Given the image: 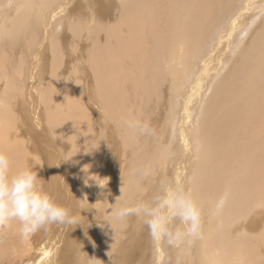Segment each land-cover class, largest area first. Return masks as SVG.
Masks as SVG:
<instances>
[{
	"label": "bare ground",
	"instance_id": "bare-ground-1",
	"mask_svg": "<svg viewBox=\"0 0 264 264\" xmlns=\"http://www.w3.org/2000/svg\"><path fill=\"white\" fill-rule=\"evenodd\" d=\"M72 2L0 0V152L72 208L84 242L69 240L74 225L23 241L13 223L0 229V264H134L146 226L136 216L114 221L111 210L121 187L120 203L132 205L150 201L162 180L190 192L203 236L180 248L153 245L151 264H264V0H75L87 20ZM66 33L78 41L82 77L78 66L62 77ZM45 70L50 101L34 86L33 74ZM30 110L43 150L23 128ZM122 119L146 121L157 134L133 135ZM113 149L124 166L111 188L104 158L112 161Z\"/></svg>",
	"mask_w": 264,
	"mask_h": 264
},
{
	"label": "clouds",
	"instance_id": "clouds-1",
	"mask_svg": "<svg viewBox=\"0 0 264 264\" xmlns=\"http://www.w3.org/2000/svg\"><path fill=\"white\" fill-rule=\"evenodd\" d=\"M121 123L133 135L155 137L157 134L156 129L146 121L122 119ZM143 174L148 176L150 172L146 169ZM40 181L41 178L31 169L13 170L9 155L0 152V229L16 223L19 237L27 241L38 232L48 233L54 226L67 228L78 223L77 217L68 208L41 190ZM120 191L121 195L116 198L111 210L112 220L124 221L129 216L141 219L157 250L165 246L180 248L186 241L190 243L202 239L201 210L190 192L185 191L179 182L162 180L158 192L150 201L132 205L120 203L124 197L123 187ZM226 199L227 193L217 202V210L223 207ZM176 221L182 227L175 226ZM107 224L112 229V223Z\"/></svg>",
	"mask_w": 264,
	"mask_h": 264
},
{
	"label": "rangeland",
	"instance_id": "rangeland-1",
	"mask_svg": "<svg viewBox=\"0 0 264 264\" xmlns=\"http://www.w3.org/2000/svg\"><path fill=\"white\" fill-rule=\"evenodd\" d=\"M100 2H101V7H103V6H107L108 4H107V0H99ZM72 3H73V5H72ZM71 3V10L72 11H74L73 13H78V14H81V15H83V18H85V20H87L90 16H89V14H86V12L83 10V9H79V10H76V7L77 6H79V5H77V4H75V0H73V2ZM77 5V6H76ZM83 10V11H82ZM82 17V16H81ZM68 36H69V38L68 37H66L65 36V42H64V47L62 48V50H63V53H70V60H71V62H65V61H63V64H65V66L67 65V71H66V73H64L63 75H62V77H68V75H67V73H71V72H74L75 73V67L76 66H78V67H80V73H79V76L80 77H82L83 75H84V73L86 72L85 71V69H84V67H83V65H82V62H80V63H76V52H77V46L76 45H74V43H76V44H78V41H74V40H72L71 39V36L68 34V33H66ZM75 49V50H74ZM79 49V48H78ZM29 51H30V48L29 49H27V50H25V52H27L28 54H29ZM52 63V60H50L49 61V63L47 64V67H49V65ZM56 63H59V61H56ZM62 64V65H63ZM28 68H29V66H28ZM44 70V69H43ZM46 72H43V71H39L38 72V74L37 75H34L33 74V76H34V80L36 81V83H34V86L38 89V91H39V93H42V96L44 97V98H47L48 99V101H50V92H51V90H48L47 89V87H46V85L44 86V84L46 83V82H48V78H49V76L47 77V75H48V70H45ZM27 72H28V69H27ZM3 84H1V86H2ZM63 89V90H62ZM30 90V87H29V85H28V88H27V91H29ZM60 91H61V93L64 95V91H66V89L63 87V86H61L60 85ZM49 94V95H48ZM0 96H5V93H4V91H2V89L0 90ZM63 98H64V96H61V97H58V98H53V102L55 103V104H57V105H62L63 104ZM6 100V99H5ZM65 101H66V97H65ZM26 109H27V107H26ZM35 109H37L36 107H35ZM40 110V108H38L37 109V111H39ZM96 113H98L99 115H102L101 114V112H99V111H96V110H94ZM27 114V117L29 118L28 119V121H27V125L25 126V127H23V128H25V131H27V134L26 135H29L30 137H28V140L30 141V142H32V140L34 141V142H32V143H34L36 146H38L40 149H42L43 150V146H42V143H41V140H40V138H39V135H37V130H35L33 127H32V129H31V125L33 126V123H31L30 124V119H31V117H32V112H31V110L29 111V112H27L26 113ZM103 116V115H102ZM100 117V116H99ZM104 117V116H103ZM21 118V117H20ZM25 118V117H24ZM105 118V117H104ZM100 121H101V125H103V124H105L104 123V120L100 117ZM22 121H19L18 123H21ZM23 124V123H22ZM22 124H19L20 126H19V130L18 131H20L21 132V129H22ZM25 124H26V122H25ZM24 125V124H23ZM30 127V128H29ZM27 128H29V129H27ZM107 129V128H106ZM31 130V131H30ZM34 133V134H33ZM32 139V140H31ZM38 139H39V141H38ZM42 139V138H41ZM49 151H53L52 149H50ZM108 151H109V149H108ZM113 152H112V157H113V160L112 161H110V158H108V155L106 156L107 157V160H106V158H104V164H105V166H106V168H107V171H108V169H109V167H111V171L108 173V174H106V177L103 179V184L104 185H111V188H114L115 186H116V184H117V182L119 181V179H120V181L122 180V178H123V166H124V158H122L121 156H115L114 157V155L116 154L115 153V149H113L112 150ZM107 154H108V152H107ZM52 160H53V162L55 163V164H58V163H60V166H63V162H61V160L58 158V155L56 154V153H54L53 154V156H52ZM54 163H52L53 165H54ZM127 164H128V162H127ZM56 171V170H55ZM66 175H67V172L65 173ZM112 176V177H111ZM112 183V184H111ZM109 194H110V189H108L107 191H105V193H104V195L105 196H109ZM73 199V198H72ZM100 204H101V206H102V210L103 211H107L108 210V206L103 202V200H102V198H100ZM97 203L98 202H96L95 204L97 205ZM70 204V203H69ZM75 206H76V204H75ZM66 208H68L69 209V211H70V213L72 214V208L70 207V206H65ZM92 221V219L90 220V222ZM81 224V223H80ZM80 224H78L77 223V225L75 224L74 226H73V228H72V234L70 235V233L67 231V234H68V238H69V240H71V242H73V243H75L74 244V246L76 247V248H79V247H82V243L84 242L83 241V234H82V231H80L81 230V228H80ZM78 226V227H77ZM96 226H97V223H96ZM58 228V227H57ZM61 231H62V228H61ZM147 232V233H146ZM145 233L147 234V238H146V240H145V238L144 237H142L143 239H142V245L140 244V247H138L134 252H132V263H134V264H137L139 261H140V259H143L144 260V264H151V260L150 259H152L153 260V243H152V241H151V239H150V237L148 238V230H147V228L145 229ZM59 239H60V242H59V244H58V246H60V247H62L61 248V251H63L64 249H68L69 248V244H68V242H67V240H66V238H65V240H63L62 238H63V233L61 234H59ZM66 237H67V235H66ZM95 240V239H94ZM94 240L92 241V244H93V242H94ZM149 240H150V242H149ZM146 245V246H145ZM152 245V246H151ZM139 250V251H138ZM143 251V252H142ZM143 253H144V255H143ZM139 254V255H138ZM73 256V255H72ZM134 256V257H133ZM166 256H164V258H165ZM138 258V259H137ZM135 259V260H134ZM167 258H165V259H163V264H165V262L167 263V261L168 260H166ZM150 261V262H149ZM167 264H170V263H167Z\"/></svg>",
	"mask_w": 264,
	"mask_h": 264
}]
</instances>
